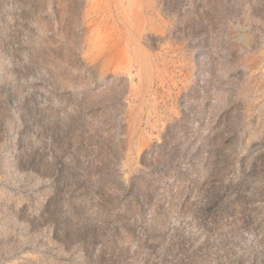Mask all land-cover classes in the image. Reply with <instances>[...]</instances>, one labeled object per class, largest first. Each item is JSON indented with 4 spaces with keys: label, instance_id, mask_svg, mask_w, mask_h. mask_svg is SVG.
Returning a JSON list of instances; mask_svg holds the SVG:
<instances>
[{
    "label": "rangeland",
    "instance_id": "1",
    "mask_svg": "<svg viewBox=\"0 0 264 264\" xmlns=\"http://www.w3.org/2000/svg\"><path fill=\"white\" fill-rule=\"evenodd\" d=\"M0 264H264V0H0Z\"/></svg>",
    "mask_w": 264,
    "mask_h": 264
}]
</instances>
